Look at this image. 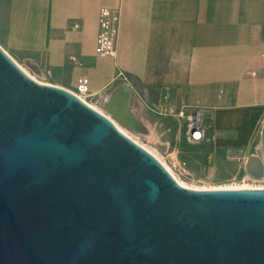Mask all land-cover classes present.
I'll return each instance as SVG.
<instances>
[{
    "label": "water",
    "instance_id": "1",
    "mask_svg": "<svg viewBox=\"0 0 264 264\" xmlns=\"http://www.w3.org/2000/svg\"><path fill=\"white\" fill-rule=\"evenodd\" d=\"M130 98L104 113L0 45V264H264V188L179 183L113 121L140 131Z\"/></svg>",
    "mask_w": 264,
    "mask_h": 264
},
{
    "label": "crops",
    "instance_id": "2",
    "mask_svg": "<svg viewBox=\"0 0 264 264\" xmlns=\"http://www.w3.org/2000/svg\"><path fill=\"white\" fill-rule=\"evenodd\" d=\"M102 7L121 13L115 57L96 51ZM0 45L38 81L89 78L104 113L125 86L158 146L186 141L180 111L201 110L219 149L247 153L264 125V0H0Z\"/></svg>",
    "mask_w": 264,
    "mask_h": 264
},
{
    "label": "rangeland",
    "instance_id": "3",
    "mask_svg": "<svg viewBox=\"0 0 264 264\" xmlns=\"http://www.w3.org/2000/svg\"><path fill=\"white\" fill-rule=\"evenodd\" d=\"M93 106V101L88 98ZM123 126V125H121ZM127 132L154 155H156L182 185L194 189L216 188H264V179H254L246 171V158L250 154H260L261 131L247 153L235 148H217L213 142L192 144L187 141L177 146H158L145 139L143 135L125 126ZM177 148L178 158L186 165L175 164V155L171 152ZM250 155V156H251Z\"/></svg>",
    "mask_w": 264,
    "mask_h": 264
},
{
    "label": "built area",
    "instance_id": "4",
    "mask_svg": "<svg viewBox=\"0 0 264 264\" xmlns=\"http://www.w3.org/2000/svg\"><path fill=\"white\" fill-rule=\"evenodd\" d=\"M120 25L121 13L118 9L109 7H102L100 9L99 32L96 39V51L99 56L115 57L117 55V39ZM72 92L90 104L87 100L90 96L89 78H79L76 89ZM170 113H172L171 110ZM178 115L187 120L186 141L188 143H208L212 141V123L210 120L204 119L201 110L197 109L189 115L185 111H180ZM174 160L175 164H179L180 166L186 165L185 161L179 160L178 155H175Z\"/></svg>",
    "mask_w": 264,
    "mask_h": 264
},
{
    "label": "bare ground",
    "instance_id": "5",
    "mask_svg": "<svg viewBox=\"0 0 264 264\" xmlns=\"http://www.w3.org/2000/svg\"><path fill=\"white\" fill-rule=\"evenodd\" d=\"M113 121L115 122V124L117 125V127L123 132L125 133L126 135H128L129 137H132L131 134H129V132H127V129L123 128V126H121V124L119 122H117L116 120L113 119ZM133 138V137H132ZM134 139V138H133ZM137 141V140H135ZM138 142V141H137ZM139 143V142H138ZM143 146V145H142ZM144 147V146H143ZM147 149V148H146ZM249 159V158H248ZM247 159V161H248ZM247 164V162H246ZM167 167V166H166ZM167 169L169 170V168L167 167ZM170 171V170H169ZM244 189V188H247V187H233V188H230V189ZM216 189H227V188H216ZM229 189V188H228Z\"/></svg>",
    "mask_w": 264,
    "mask_h": 264
}]
</instances>
